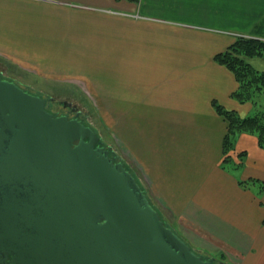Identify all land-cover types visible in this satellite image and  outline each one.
Listing matches in <instances>:
<instances>
[{"label":"crops","instance_id":"0c3cea01","mask_svg":"<svg viewBox=\"0 0 264 264\" xmlns=\"http://www.w3.org/2000/svg\"><path fill=\"white\" fill-rule=\"evenodd\" d=\"M240 36L264 39V0H0V56L109 108L116 153L196 250L264 264V189L240 184H264V148L240 133L225 163L213 107L256 112L215 60Z\"/></svg>","mask_w":264,"mask_h":264},{"label":"water","instance_id":"95a60500","mask_svg":"<svg viewBox=\"0 0 264 264\" xmlns=\"http://www.w3.org/2000/svg\"><path fill=\"white\" fill-rule=\"evenodd\" d=\"M87 120L0 73V264H225L166 221Z\"/></svg>","mask_w":264,"mask_h":264},{"label":"trees","instance_id":"16d2710c","mask_svg":"<svg viewBox=\"0 0 264 264\" xmlns=\"http://www.w3.org/2000/svg\"><path fill=\"white\" fill-rule=\"evenodd\" d=\"M130 1L139 2V0ZM260 57H264V39L251 36L238 37L233 45L229 46L224 52L215 55L217 63L228 68L237 80L238 87L232 94L233 99L237 102L243 104L251 102L257 106V99L264 95V73L257 71L249 63V59ZM213 107L217 114L223 117L228 126L223 141L225 163L230 164V155L234 150V140L240 133L254 134L258 138L259 146L264 148V111H258L250 117L243 118L235 111L226 109L216 101L213 102ZM240 184L247 189L258 185L260 193L264 189V184L257 179L242 181Z\"/></svg>","mask_w":264,"mask_h":264},{"label":"rangeland","instance_id":"374dc122","mask_svg":"<svg viewBox=\"0 0 264 264\" xmlns=\"http://www.w3.org/2000/svg\"><path fill=\"white\" fill-rule=\"evenodd\" d=\"M25 70L24 68H20L17 63L11 59L0 56V73L3 77H9L15 82L17 81L20 86L30 88L37 93L53 97L58 101H68L74 106L76 105L85 115H88L87 121L99 133L103 142L107 146L113 147L114 150L117 148L111 130L109 108H96L90 94H85L81 90V87L78 86V88L76 86L77 84L70 85L67 82L62 83L59 80L45 79L41 75L38 76ZM257 101L258 105L256 106V112L264 111V95L260 96ZM53 105L54 102L50 104L49 108L52 109ZM217 259L220 260V258Z\"/></svg>","mask_w":264,"mask_h":264},{"label":"flooded vegetation","instance_id":"af4514ba","mask_svg":"<svg viewBox=\"0 0 264 264\" xmlns=\"http://www.w3.org/2000/svg\"><path fill=\"white\" fill-rule=\"evenodd\" d=\"M51 111H53L54 113H58L59 115H64L66 113H69L70 110H68L67 108H63L59 103H55L52 106V109H50Z\"/></svg>","mask_w":264,"mask_h":264},{"label":"built area","instance_id":"2783aa9c","mask_svg":"<svg viewBox=\"0 0 264 264\" xmlns=\"http://www.w3.org/2000/svg\"><path fill=\"white\" fill-rule=\"evenodd\" d=\"M240 37H245V36H240Z\"/></svg>","mask_w":264,"mask_h":264}]
</instances>
